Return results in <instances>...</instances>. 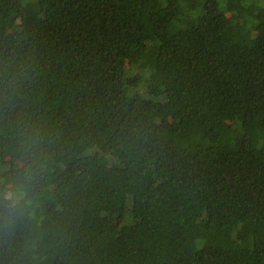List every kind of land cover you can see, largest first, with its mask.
Wrapping results in <instances>:
<instances>
[{"label": "trees", "instance_id": "1", "mask_svg": "<svg viewBox=\"0 0 264 264\" xmlns=\"http://www.w3.org/2000/svg\"><path fill=\"white\" fill-rule=\"evenodd\" d=\"M0 264H264V0H0Z\"/></svg>", "mask_w": 264, "mask_h": 264}, {"label": "clouds", "instance_id": "2", "mask_svg": "<svg viewBox=\"0 0 264 264\" xmlns=\"http://www.w3.org/2000/svg\"><path fill=\"white\" fill-rule=\"evenodd\" d=\"M23 191H18V192H6L4 194V200L7 201V207L8 209H12L15 204L23 198Z\"/></svg>", "mask_w": 264, "mask_h": 264}, {"label": "rangeland", "instance_id": "3", "mask_svg": "<svg viewBox=\"0 0 264 264\" xmlns=\"http://www.w3.org/2000/svg\"><path fill=\"white\" fill-rule=\"evenodd\" d=\"M236 30H239V27H235Z\"/></svg>", "mask_w": 264, "mask_h": 264}]
</instances>
